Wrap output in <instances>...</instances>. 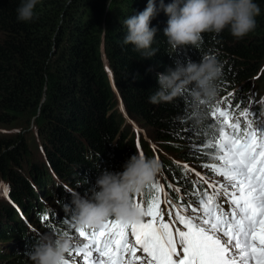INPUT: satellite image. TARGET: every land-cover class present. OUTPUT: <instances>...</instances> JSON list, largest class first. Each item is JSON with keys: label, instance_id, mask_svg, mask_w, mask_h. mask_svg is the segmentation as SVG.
I'll return each mask as SVG.
<instances>
[{"label": "trees", "instance_id": "obj_1", "mask_svg": "<svg viewBox=\"0 0 264 264\" xmlns=\"http://www.w3.org/2000/svg\"><path fill=\"white\" fill-rule=\"evenodd\" d=\"M255 3L260 14L255 17L256 27L246 36L234 37L229 26L220 33L204 32L196 45L175 51L163 32L169 17L160 10L151 21L157 28L151 49L137 51L134 45L123 43L127 29L122 21L144 10L147 0H38L34 17L27 22L17 19L20 0H0V126L24 127L16 136L0 134V241L6 240L0 246L21 248L27 244L30 226L26 220L35 213L38 223L42 221L36 202L52 211L37 192L42 190L40 184L48 188L52 185H47V180L52 181L63 191L60 178L84 195L102 170L122 171L125 162L141 151L147 157H158L161 168L168 171L158 181L164 183L171 202L187 205L192 188L183 187L182 176L198 189L201 185L196 171L215 177L210 168L203 167L214 162L207 155L212 150L204 147L211 138L208 116L213 103L229 93L235 103H251L248 92L256 80L252 77L264 64V0ZM106 10L104 36L101 26ZM152 49L158 51L145 57ZM55 53L62 58L60 67L51 64ZM205 54L215 55L220 62L222 71L215 84L218 92L225 94L215 102L200 104L199 119L193 116V105L199 102L192 96L191 85L171 102H149L159 87L158 73L175 67L177 59L199 62ZM105 58L112 74L106 69ZM261 86L257 84L256 90ZM259 108L252 110L264 116L257 112L264 111ZM36 114L32 129L44 139L37 151L35 135L24 133ZM126 116L135 119L141 129L134 130ZM187 128L197 133L191 143L182 131ZM193 144L200 150L192 151ZM92 152L99 158L98 164L81 183L78 180L84 165L95 161L88 159ZM24 159L31 166L29 170L23 169ZM174 177H181L179 184ZM150 185L143 195L153 191ZM177 187L181 191L177 192ZM66 197L64 193L63 199ZM67 225L64 233L71 236L72 223ZM26 252L20 256L0 252V261L17 258L31 264Z\"/></svg>", "mask_w": 264, "mask_h": 264}, {"label": "snow or ice", "instance_id": "obj_2", "mask_svg": "<svg viewBox=\"0 0 264 264\" xmlns=\"http://www.w3.org/2000/svg\"><path fill=\"white\" fill-rule=\"evenodd\" d=\"M232 95L210 109L211 138L204 144L214 162L203 167L222 182L212 181L209 193L182 176L195 204H173L166 197L167 221L160 207L161 185L153 182V191L137 202L144 219L124 223L109 217L101 227L75 228L83 239H73L63 264H264V116H257L252 104L243 109L242 101L233 104ZM182 131L190 143L197 136L192 128ZM199 150L192 145V151Z\"/></svg>", "mask_w": 264, "mask_h": 264}, {"label": "clouds", "instance_id": "obj_3", "mask_svg": "<svg viewBox=\"0 0 264 264\" xmlns=\"http://www.w3.org/2000/svg\"><path fill=\"white\" fill-rule=\"evenodd\" d=\"M37 3L38 0H20L17 19L31 21ZM160 10L169 17L163 32L174 51L182 46L196 45L204 32L220 33L229 26L234 37L242 38L254 30L255 17L260 14L255 0H169L167 4L165 0H147L144 10L122 21L127 29L123 43L134 45L137 51L151 49L157 33L151 21ZM157 51H147L145 57H151ZM221 71L222 66L213 54H205L199 62L177 59L175 67L157 74L159 87L149 97V102H171L191 85L192 96L199 102L193 105V116L199 119L202 115L200 104H203L200 102H210L218 95L215 81ZM250 104L252 109H264V101H251ZM248 105L241 104V109ZM257 112L264 114V111ZM160 168L161 162L157 158L135 153L125 162L122 171L102 170L84 195L76 190L70 193L71 200L65 205L70 222L77 228H90L103 226L109 217L124 223L141 221L144 209L137 204L136 197L151 184ZM72 246L73 238L67 233H44L26 255L31 264H63Z\"/></svg>", "mask_w": 264, "mask_h": 264}, {"label": "rangeland", "instance_id": "obj_4", "mask_svg": "<svg viewBox=\"0 0 264 264\" xmlns=\"http://www.w3.org/2000/svg\"><path fill=\"white\" fill-rule=\"evenodd\" d=\"M104 5L106 7L107 2H105ZM103 13L104 14H102V20L103 21H102V26H101V32L105 36V27H106V23L105 22H107L108 10H106ZM59 60L62 61V58L59 57V54L55 53L53 55V58L51 59V64L54 65V67H60V66H62L61 65L62 62L59 61ZM105 63H106V66H107V68H106L107 71H109V73L112 74V72L110 71L111 69L108 68V62H107L106 58H105ZM263 76H264V64L260 67V69H258L256 71L255 76L252 77L253 79H256V80H253V85H251L250 91L248 92V94L251 95L249 102L252 101V102H261L262 103L264 101V80H263ZM257 84H262V86L259 88L258 91L256 90ZM224 94L225 93L221 94V93L218 92V95L215 97L213 102H215L218 99V97H220V96H222ZM116 95H117L118 99H120V96L117 93H116ZM212 106H214V103H213ZM38 116H39L38 114H36V116H34V115L31 116L30 121H29L30 124H29L28 128L25 127L26 129H25V132H24L25 135L28 134V136H32L33 137L35 135L33 138H35V140L37 142V147H38V148L35 149V151H37L44 143V139L40 138L39 135H36V128H35V132L32 129L35 126V120L38 118ZM126 117L129 120V123L131 124V126L133 127L134 130H138V129L140 130L141 129V126L138 124V122L135 119H132L129 116H126ZM23 129H24V127H22V130ZM20 130H21V128H19L17 126H11V125L0 126V134L1 135L16 136V134ZM37 133H38V131H37ZM46 136H47V133H46ZM46 136H45V138H46ZM90 157H93L92 160H95V161H94L93 165H90V164L84 165L83 172L79 176V180H78L81 183H84V181H87V178L91 176V172L93 171V167L98 164L99 158L97 157V155H93V152H92ZM94 157H96V158H94ZM155 158H157V157L155 156ZM26 160L28 161L29 158H26ZM23 161H24L23 169L25 168L26 170H29L31 168V166L26 164L27 162L25 161V159ZM165 172L167 173L168 171L165 170L164 168H161L160 171L158 172L157 176L154 178V180H158L159 177L165 176ZM213 178L215 180H217V181H220V182H222V179H223L222 177H220V176H218L216 174H215V177H213ZM1 179L2 178L0 177V180ZM70 179H72V180L75 179L76 180V178H74V177H71ZM57 180H58V183H60L59 179H57ZM1 181H0V188H1ZM78 181H76V182H78ZM166 181L168 183H173L172 180H166ZM47 182H48L47 185L51 184V185L54 186V189L57 190V186L52 184V181H48L47 180ZM75 183H73V184H75ZM3 184H4L3 185V189H5V186H6L7 183L4 182ZM40 186H41L42 190L40 191V193H39V191H37V192H38L39 196L41 197V199L45 200V201H48V203H50V205L52 206L53 211H54V208H56V209L60 208V210H63L61 216L64 217L65 216V214H64V206L62 205L60 200H57L55 194L52 192V189H50L49 187L47 188L44 183L40 184ZM62 186H64V182H62ZM73 187H75V186H73ZM58 191H60L63 194L64 193L68 194V191L66 189H64L63 191L62 190H58ZM76 191H78V190H76ZM47 194H49V195L47 196ZM3 198H5V196H3ZM36 203H37L36 205H37L38 209H40L43 212L44 215L45 214H49V217H50L49 220L48 221H44L43 222L44 224L42 222L38 223L37 219L34 218L35 213H32L29 216V218H28L29 221L26 220V224L28 225V227L30 226L28 228L27 233H26L27 237L25 236V239H27V244L24 243L23 245H21L22 246L21 248L20 247H10V246L4 247L3 244H4V242L6 240H1L0 243H3V244L0 246V252L6 253V254H9V255L10 254H14V255L18 254L20 256L21 254L26 252V249L30 250L32 248L33 244L35 243V241L37 240V238L39 237L40 234L48 233V234L56 235L55 232L53 231V229L49 227L50 219L52 217L51 211H46L45 210L46 206L43 203H41V201H40V203H38V202H36ZM51 221H55V220L51 219ZM63 222H64V220H63ZM63 222L61 221V219H57L56 220L55 228L58 229V231H61V228L63 229V232L69 229L67 223L64 225ZM41 226H44L46 228L42 229ZM60 234H62V233H60ZM0 264H23V262H22L21 259H17L16 258V259H12V260H2V261H0Z\"/></svg>", "mask_w": 264, "mask_h": 264}, {"label": "bare ground", "instance_id": "obj_5", "mask_svg": "<svg viewBox=\"0 0 264 264\" xmlns=\"http://www.w3.org/2000/svg\"><path fill=\"white\" fill-rule=\"evenodd\" d=\"M203 173L202 172H198V171H196V175L200 178V175H202ZM72 226H73V224H72ZM73 228V234L71 235L72 236V238H75L76 237V232L74 231V229L75 228H77V227H72Z\"/></svg>", "mask_w": 264, "mask_h": 264}]
</instances>
